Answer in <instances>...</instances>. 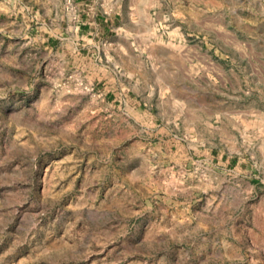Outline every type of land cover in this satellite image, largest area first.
<instances>
[{"label": "rangeland", "instance_id": "374dc122", "mask_svg": "<svg viewBox=\"0 0 264 264\" xmlns=\"http://www.w3.org/2000/svg\"><path fill=\"white\" fill-rule=\"evenodd\" d=\"M0 264H264V0H0Z\"/></svg>", "mask_w": 264, "mask_h": 264}]
</instances>
